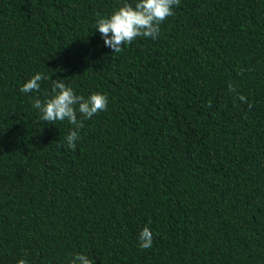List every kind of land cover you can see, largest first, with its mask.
<instances>
[{
	"label": "trees",
	"instance_id": "trees-1",
	"mask_svg": "<svg viewBox=\"0 0 264 264\" xmlns=\"http://www.w3.org/2000/svg\"><path fill=\"white\" fill-rule=\"evenodd\" d=\"M121 3L0 0V264H264V0H180L113 53L96 13ZM36 72L108 97L75 151Z\"/></svg>",
	"mask_w": 264,
	"mask_h": 264
},
{
	"label": "clouds",
	"instance_id": "clouds-1",
	"mask_svg": "<svg viewBox=\"0 0 264 264\" xmlns=\"http://www.w3.org/2000/svg\"><path fill=\"white\" fill-rule=\"evenodd\" d=\"M180 0H137L133 5L129 0H122L121 5L110 15L96 13L95 30L103 39L105 46L112 49L113 53H120L126 45L138 37L158 38L161 23L169 16L174 15V6H179ZM51 79V94L44 100L35 98L32 107L38 111L40 119L48 124L67 120L73 129L65 137L67 147L76 150L77 141L80 139L79 130L84 127V121L91 119L99 112L107 110L108 97L102 92H93L89 96L78 95L75 90L65 82V79L53 80L40 72H36L20 88L22 93L39 92L41 81ZM229 90L235 92L233 85ZM240 101L247 102L242 94ZM211 107V101L208 104ZM252 105L249 104V109ZM78 114L79 118L78 119ZM139 247L142 250L153 246V233L150 227L145 226L138 237ZM17 264H26L21 259ZM69 264H93L87 254L78 253Z\"/></svg>",
	"mask_w": 264,
	"mask_h": 264
}]
</instances>
